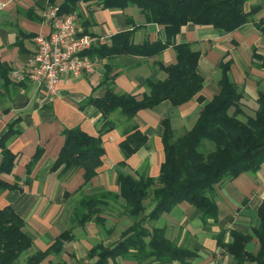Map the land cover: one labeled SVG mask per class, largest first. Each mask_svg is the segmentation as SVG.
Instances as JSON below:
<instances>
[{"label":"crops","instance_id":"crops-1","mask_svg":"<svg viewBox=\"0 0 264 264\" xmlns=\"http://www.w3.org/2000/svg\"><path fill=\"white\" fill-rule=\"evenodd\" d=\"M60 2L56 0L57 4ZM0 3H3L0 137L8 128L17 131L7 140L8 149L16 155L13 168L9 173L0 171V180L14 186H0V208L10 206L23 219V231L32 239L31 246L16 264H28L29 256L45 251L67 229L72 238L63 242L61 251L51 252L38 264H91L96 257L89 258L87 254L95 244L111 247L119 242L121 231L131 223L123 214V200L119 198L116 203L104 199L108 205L98 207L102 221L90 220L84 224L72 220L77 200L82 194L103 191L118 194L119 175L135 179L142 175L157 177L164 157L162 120L168 119L175 135L188 131L202 106L221 91V63L228 62V78L242 92L240 105L247 115L254 114L259 92L264 93V0H246L243 11L248 15L247 21L229 32L188 22L175 34L172 44L156 53L90 56L95 59L92 69L78 76H63L54 95L27 77L17 81L11 76L15 69H29L36 50L34 36L50 31L44 12L51 3L49 0H0ZM74 13L82 32L105 36L107 45L113 35L122 31L131 32L134 44L165 42L164 26L147 22L136 5L101 8L94 0L79 1ZM181 43H188L199 52L196 70L203 78V85L197 95L202 101L197 95L180 105L163 100L153 108L138 110L131 119L119 108L102 118L93 100L103 98L109 89L105 75L112 76V83L108 82L114 92L141 99L149 91L148 81L165 78L162 67L176 62L174 45ZM106 120L109 124L103 127ZM75 128L99 137L104 151L101 165L87 183L82 168L62 176L58 170H52L64 143L65 130ZM134 128L146 136V141L125 157L120 143ZM211 197L218 208L215 219L204 222L199 209L181 202L159 218L149 223L144 221V225L164 228L168 239L197 252L184 263L174 260L147 264H233L232 255L217 244L218 235L224 242L231 241L233 230L248 234L245 250L257 252L259 245L253 231L259 224L257 209L264 201V161L254 173L244 172L217 183ZM144 203L146 208L150 207L149 200ZM135 263L118 256L109 259L108 264Z\"/></svg>","mask_w":264,"mask_h":264},{"label":"trees","instance_id":"trees-1","mask_svg":"<svg viewBox=\"0 0 264 264\" xmlns=\"http://www.w3.org/2000/svg\"><path fill=\"white\" fill-rule=\"evenodd\" d=\"M79 1L93 0H49L58 5L59 13H74ZM98 7L121 9L129 4L136 5L147 22L164 26L165 42L134 44L131 32H118L111 38L110 45H95L86 50L89 56H109L115 54L150 55L172 44L180 28L188 22L198 25H211L223 32H229L247 21L243 11L246 0H94ZM176 62L163 66L166 76L155 82L148 81V93L141 99L130 94H119L110 87L112 76L105 75L104 82L109 89L103 98L94 99L101 110L102 118L120 109L127 118H133L142 108H153L163 100L180 105L202 89L203 78L196 70L199 52L191 49L188 43L174 45ZM228 62L221 63L219 83L221 91L205 103L193 126L186 132L175 135L168 119H163V161L157 177L142 175L138 179L131 176H118L119 193L103 191L96 194H82L77 200L72 220L79 224L99 219V206H106L104 199L123 200V214L131 223L121 231L120 241L111 247L97 243L88 252L89 258L96 257L91 264H108L109 259L118 256L134 260L135 264L149 262H187L197 255L188 247L178 245L165 236L162 227L144 225L170 211L181 202H188L200 210L203 221L217 217L218 208L211 192L223 179H233L241 173H254L264 161V93L259 92L258 108L253 115H247L241 108L242 92L229 80ZM2 75L6 78L5 71ZM202 101V97L197 95ZM244 117V119L242 118ZM109 121L103 123V127ZM103 130V129H102ZM101 130V131H102ZM12 127L0 137V171L11 172L16 155L7 147V140L16 134ZM64 143L52 166L59 176L82 168L84 183H87L101 165L104 153L99 137H93L79 128L64 132ZM146 141L137 128H134L120 143L125 157H128ZM3 188L13 187L0 180ZM149 200L146 208L144 201ZM259 219L254 234L258 240V250L250 253L245 250L248 234L231 231V241L224 242L217 236V244L232 255L233 264L247 261L264 264V201L257 209ZM99 220V221H98ZM24 221L10 206L0 208V264H16L23 252L32 244L31 236L23 231ZM71 231L59 234L45 251H38L27 258L28 264H38L51 252L61 251L63 242L71 239Z\"/></svg>","mask_w":264,"mask_h":264},{"label":"built area","instance_id":"built-area-1","mask_svg":"<svg viewBox=\"0 0 264 264\" xmlns=\"http://www.w3.org/2000/svg\"><path fill=\"white\" fill-rule=\"evenodd\" d=\"M2 6L3 3H0V8ZM44 17L50 24V31L34 36L36 50L29 61V69H15L11 71V76L17 81L27 77L54 95L63 76H78L92 69L95 59L84 52L93 45L105 44L106 37L82 32L77 15L59 13L56 4L47 5Z\"/></svg>","mask_w":264,"mask_h":264},{"label":"rangeland","instance_id":"rangeland-1","mask_svg":"<svg viewBox=\"0 0 264 264\" xmlns=\"http://www.w3.org/2000/svg\"><path fill=\"white\" fill-rule=\"evenodd\" d=\"M243 119H244V117H242ZM118 200H119V198H118ZM115 201V200H114ZM116 203H119L118 201H115ZM123 203V202H122Z\"/></svg>","mask_w":264,"mask_h":264}]
</instances>
